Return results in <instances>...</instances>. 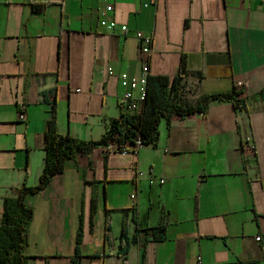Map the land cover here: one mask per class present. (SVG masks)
<instances>
[{"label": "crops", "instance_id": "obj_1", "mask_svg": "<svg viewBox=\"0 0 264 264\" xmlns=\"http://www.w3.org/2000/svg\"><path fill=\"white\" fill-rule=\"evenodd\" d=\"M110 2L114 32L100 26V0H0V221L4 199L38 183L52 97L58 133L77 140L99 141L120 116L128 87L118 76L139 74L141 32L153 35L149 76L172 81L185 60L183 107L231 93L237 81L239 99H258L163 119L156 143L137 155L98 147L65 163L25 199L33 209L26 264H72L76 249L80 264H264V0ZM149 169L163 186L136 177ZM157 228L163 240L143 233ZM136 235L120 254L123 236Z\"/></svg>", "mask_w": 264, "mask_h": 264}, {"label": "trees", "instance_id": "obj_2", "mask_svg": "<svg viewBox=\"0 0 264 264\" xmlns=\"http://www.w3.org/2000/svg\"><path fill=\"white\" fill-rule=\"evenodd\" d=\"M36 11H42L47 4H34ZM186 63L181 60L177 76L169 81L163 76H149L146 85L145 99L140 109L129 115H120L109 123L105 135L99 141H81L70 136L60 135L57 131L56 102L52 97L51 116L47 122L44 133L45 162L36 186H21L13 190V195L6 197L0 221V264H26L27 256L25 247L29 239V224L33 216V209L28 206L25 199L30 195L43 191L58 174L62 173L65 163L76 160L80 156H89L94 149L106 145L114 137L120 146L126 145L129 149L139 139L142 146L154 145L159 135L161 120H169L173 116H188L196 113H204L213 101L230 102L236 109H246L251 101L258 96L239 99L240 94L234 88L227 94H212L201 96L195 106L183 107L177 101L179 86L186 77ZM94 203L91 212L94 214ZM141 233V232H140ZM145 236L153 235L157 241L164 239L162 228L147 229L143 231ZM120 245V254L127 253L131 243L140 240L138 235L133 239L123 236ZM80 242V238L78 243ZM82 258L76 249L72 264H80Z\"/></svg>", "mask_w": 264, "mask_h": 264}, {"label": "built area", "instance_id": "obj_3", "mask_svg": "<svg viewBox=\"0 0 264 264\" xmlns=\"http://www.w3.org/2000/svg\"><path fill=\"white\" fill-rule=\"evenodd\" d=\"M104 5V10L101 13V18L99 20L100 26L107 32H114L115 28H117V23L108 18L109 14L113 11L112 4L110 0H100ZM158 0H147V3L144 4V7L155 6ZM121 32L126 33L127 27L121 26ZM134 37L139 46V52L143 57V60L140 62V70L137 77L132 80H128V76L126 74H120L118 76L120 85L123 88L128 87V90L125 91L118 99V108L120 110V115H129L137 112L140 109L141 103L145 99L146 85L149 77V57L152 52L153 45V35L152 34H144L141 32H136ZM108 75H112L111 70L108 69ZM234 90L241 95L243 91V85L241 82H235ZM24 107L23 105H19V120H23ZM142 147L140 140L138 139L134 146L130 149L124 145L120 146L114 137L111 141H109L106 145L101 146L102 153L104 155H108L110 153H120V154H132L137 155L139 149ZM244 152L253 154L255 152V145L251 141L250 138H245L244 140ZM137 178L146 177L149 185H154L158 183L159 186H163L165 184V179L162 177H156L153 169H149L146 173L142 171H136ZM134 195L131 196L134 199ZM256 242H259L261 238L258 236ZM198 262L200 264V258H198Z\"/></svg>", "mask_w": 264, "mask_h": 264}]
</instances>
